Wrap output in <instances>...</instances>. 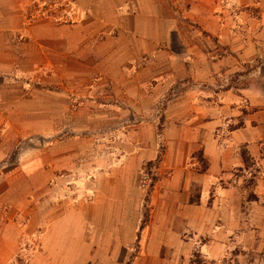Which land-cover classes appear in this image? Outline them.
Wrapping results in <instances>:
<instances>
[{
  "label": "crops",
  "instance_id": "obj_1",
  "mask_svg": "<svg viewBox=\"0 0 264 264\" xmlns=\"http://www.w3.org/2000/svg\"><path fill=\"white\" fill-rule=\"evenodd\" d=\"M75 1L74 21L58 25L25 21L28 0H0V264H185L194 245L215 257L222 238H252L248 252L263 256L264 0ZM171 91L160 133L120 126L122 164L87 200L48 205V161L81 153V139L55 150L48 139L69 100L73 128H98L79 121L97 113L108 129ZM31 130L42 146L26 142ZM158 141L148 188L141 166Z\"/></svg>",
  "mask_w": 264,
  "mask_h": 264
},
{
  "label": "rangeland",
  "instance_id": "obj_2",
  "mask_svg": "<svg viewBox=\"0 0 264 264\" xmlns=\"http://www.w3.org/2000/svg\"><path fill=\"white\" fill-rule=\"evenodd\" d=\"M29 2L30 0H28V2L25 4V7ZM172 93L173 92L171 91L165 97L159 98V100L150 107L151 112L127 116L126 118H134L128 119L127 122L125 118L122 120L124 122L118 126L113 122L110 126L111 128L108 129L104 128V125L106 120L111 118L105 119V115L103 114H101L103 116L102 119L97 118V113L93 115L91 114L90 116L87 114L88 118L85 119L84 116H81L79 121L85 120L87 125L92 124L94 127L98 128L92 130L88 128L83 129L81 127L73 128L71 125V118L73 116L72 107H74L78 101L76 102L69 100V108L66 110L64 118L62 119L63 121L65 120L64 127L53 130V132L48 135V139H50V143H52V146L51 144L50 146L54 148V150L57 148V146L58 148L63 146L61 143L62 141L65 143V147L63 148L65 149L68 148V145H73V142L71 141L72 139L75 138L77 143H79V139H81L83 142L81 141L78 144L81 147V153L74 154V152L71 151L73 149H71L68 152H61L60 156L48 161L47 164L50 165L46 169H49L48 172H51L49 179L45 181L47 188L44 193H42L43 196L47 197L48 205L56 209L64 205H75L76 202H78L77 199L87 200L90 196L88 190L93 188L92 186L96 180L100 178L101 174L109 171V169L112 167H117L119 164H122V161H119L120 156L122 157L126 151L128 152L130 150L125 145L127 143L125 138L126 130L123 131V128H120V126L126 125L125 127H127L128 125L132 124H151L152 122H156L158 133H160L159 128L161 129V127H159V124H162L161 118L163 116L164 106L166 105L169 98L173 96ZM49 115L50 119L51 117L56 119V117L58 115L60 116L61 114L49 113ZM89 117L91 118V121L89 120ZM160 119L161 121L159 123ZM80 124L84 123L80 122ZM35 131L31 130L25 133L24 137L26 142H31L33 144L42 146L41 136ZM45 145L47 144H44V146ZM163 149V141H158L157 155L153 161L144 162V165L141 166L142 171H144V173H146V177H148V181L146 182L148 188L153 183V181L156 180V170L159 169V161L164 151ZM38 168H40V165H38ZM147 191L148 189H146V192ZM195 195L196 188H193L192 196ZM34 204H36L35 201ZM146 211L147 210L144 211V214L140 219V225L142 226L146 219ZM252 235L257 237L258 240L263 238L262 235L257 233H252ZM248 238L249 237L247 236L246 239ZM30 240H34V236H32V234L28 238H24L22 240L23 247H26L25 249H30ZM197 240L198 238H196L195 241ZM219 241L222 245L219 247L218 253L215 255V257H206V255H202L199 253L198 248L194 245L189 252V256L185 259V264H264V252L262 253L263 256H259L256 253L255 255L250 254L248 252L252 238L251 240L248 239V241H239L237 246H233V243L227 238H222ZM199 243L202 242L197 241V244ZM23 253L24 255L27 254V252ZM135 253L136 250H131L129 258L132 259V256H134ZM23 260L24 258H17L12 261L13 263L11 262V264H22ZM172 260L177 262V264H180L178 257H175Z\"/></svg>",
  "mask_w": 264,
  "mask_h": 264
},
{
  "label": "built area",
  "instance_id": "obj_3",
  "mask_svg": "<svg viewBox=\"0 0 264 264\" xmlns=\"http://www.w3.org/2000/svg\"><path fill=\"white\" fill-rule=\"evenodd\" d=\"M75 8V0H30L24 7L23 17L29 23L44 20L68 25L74 21Z\"/></svg>",
  "mask_w": 264,
  "mask_h": 264
}]
</instances>
